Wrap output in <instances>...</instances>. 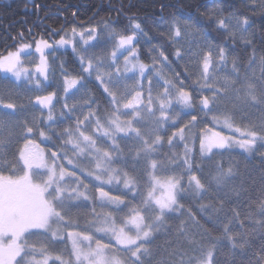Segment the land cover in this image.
Wrapping results in <instances>:
<instances>
[{"label": "snow or ice", "instance_id": "obj_1", "mask_svg": "<svg viewBox=\"0 0 264 264\" xmlns=\"http://www.w3.org/2000/svg\"><path fill=\"white\" fill-rule=\"evenodd\" d=\"M241 4L155 24L162 43L136 15L12 38L0 53V264H264V168L257 182L231 158L264 161V116L244 123L264 109V0ZM68 46L72 70L56 55ZM209 118L238 135L196 131ZM36 139L55 149L47 159Z\"/></svg>", "mask_w": 264, "mask_h": 264}, {"label": "trees", "instance_id": "obj_2", "mask_svg": "<svg viewBox=\"0 0 264 264\" xmlns=\"http://www.w3.org/2000/svg\"><path fill=\"white\" fill-rule=\"evenodd\" d=\"M215 7L225 8V14H228L242 7V4L241 0H0V53L13 45L12 38L21 31L27 36L28 31L31 30L32 36L39 38L41 35L50 33L53 29L63 27L66 31L73 26L94 25L104 20L116 21L119 19L121 25L127 24L126 17L130 15H136L152 29L149 34L155 37L154 43H162L161 30H157L153 25L164 24L172 18L194 24L198 19L206 20V9ZM117 10H121L122 14L118 16ZM253 23L255 30L259 33L261 27L264 26V17L256 15ZM214 35L213 31L209 39ZM55 39H59V36H56ZM257 47L264 48L259 39H257ZM250 54L251 49H245L243 45H238L234 50V55L241 57L245 62ZM57 57L58 62L67 60L68 63L65 66L69 70L76 68L71 48L61 49L60 52H57ZM177 69L181 70L180 67ZM89 87L97 96L101 95L94 85L90 84ZM246 115L248 120L244 121L245 124L249 120L259 124L264 116V109L252 108ZM237 123H240L239 117H237ZM219 124L211 122L209 118L199 126L198 131L205 127H217ZM46 148L52 149V144L48 142ZM246 155L242 154V150L237 149L231 153V158L239 162L242 172L247 169V174H250L258 182L261 169L264 168V161L259 159L258 153L250 159L246 158ZM219 158L217 157V159ZM223 158L228 160L229 154L225 153ZM114 194L119 193L114 192ZM83 211H89V209ZM126 211L127 209H125V213ZM123 214L121 213V215ZM163 242V237L156 241L157 244H163ZM255 243L258 247L260 243L258 238ZM61 246L63 247V243Z\"/></svg>", "mask_w": 264, "mask_h": 264}, {"label": "rangeland", "instance_id": "obj_3", "mask_svg": "<svg viewBox=\"0 0 264 264\" xmlns=\"http://www.w3.org/2000/svg\"><path fill=\"white\" fill-rule=\"evenodd\" d=\"M81 26L84 27V28H87L89 26H92V24H90V25H80V26H77V27H79V28H77L78 31L80 30ZM70 30H71V28H70ZM70 30H67L69 32V34H70ZM195 38L196 39H203L202 35L201 36H197ZM67 48H71V46H68ZM56 55H57V53H56ZM26 59L27 60H32V59H35V57L34 56H31V55H28L26 57ZM176 70L179 71L177 68H176ZM4 75H5V73L0 72V78H2ZM21 92H22V89H21ZM22 94H23V92H22ZM57 107L59 108V106H57ZM207 129H208L207 134H209V135L212 132H221V133L226 134V135H233V134L238 135L237 133L234 132V130H229V129L225 128L222 124L217 125V127L216 126H210ZM196 131H198V129ZM21 143L23 144V141H21L20 144ZM22 144H21V146H22ZM46 144L48 145V141H45L43 139H36V145L33 146V149L32 150L35 151V152H41L42 151L43 154H44V156H45V159H47L48 158V153L50 151H52V150H55V149L49 148V150H48L46 148V146H47ZM48 162L51 163L50 160ZM97 211H100V209H98ZM105 211H107V209H105ZM98 238H99V236H98ZM103 242L104 243H109L110 241L108 240L107 237H105L104 240H103ZM69 246H70V244H69ZM64 247H65L64 244H63V247L61 246V244L58 245V248H60V249H63Z\"/></svg>", "mask_w": 264, "mask_h": 264}, {"label": "flooded vegetation", "instance_id": "obj_4", "mask_svg": "<svg viewBox=\"0 0 264 264\" xmlns=\"http://www.w3.org/2000/svg\"><path fill=\"white\" fill-rule=\"evenodd\" d=\"M118 17V16H117ZM22 144V143H21ZM7 174V173H6Z\"/></svg>", "mask_w": 264, "mask_h": 264}]
</instances>
